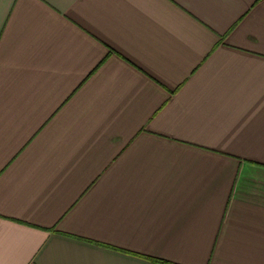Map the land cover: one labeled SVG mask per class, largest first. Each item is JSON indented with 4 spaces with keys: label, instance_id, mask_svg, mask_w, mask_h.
Returning <instances> with one entry per match:
<instances>
[{
    "label": "crops",
    "instance_id": "crops-1",
    "mask_svg": "<svg viewBox=\"0 0 264 264\" xmlns=\"http://www.w3.org/2000/svg\"><path fill=\"white\" fill-rule=\"evenodd\" d=\"M264 264V0H0V264Z\"/></svg>",
    "mask_w": 264,
    "mask_h": 264
},
{
    "label": "trees",
    "instance_id": "trees-1",
    "mask_svg": "<svg viewBox=\"0 0 264 264\" xmlns=\"http://www.w3.org/2000/svg\"><path fill=\"white\" fill-rule=\"evenodd\" d=\"M162 262H164L166 264H172L171 262H168V261H162Z\"/></svg>",
    "mask_w": 264,
    "mask_h": 264
}]
</instances>
